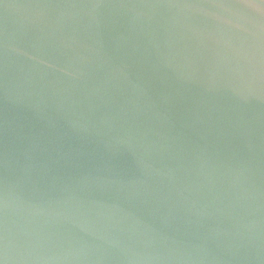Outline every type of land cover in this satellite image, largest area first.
<instances>
[{
	"label": "water",
	"instance_id": "obj_1",
	"mask_svg": "<svg viewBox=\"0 0 264 264\" xmlns=\"http://www.w3.org/2000/svg\"><path fill=\"white\" fill-rule=\"evenodd\" d=\"M0 264H264V0H0Z\"/></svg>",
	"mask_w": 264,
	"mask_h": 264
}]
</instances>
